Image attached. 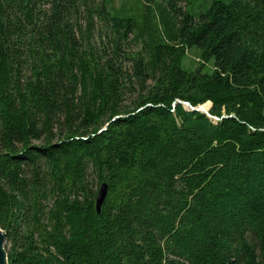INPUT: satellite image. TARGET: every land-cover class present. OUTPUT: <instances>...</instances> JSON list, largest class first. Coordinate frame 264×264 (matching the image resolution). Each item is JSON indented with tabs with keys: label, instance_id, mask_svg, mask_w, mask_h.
Here are the masks:
<instances>
[{
	"label": "trees",
	"instance_id": "1",
	"mask_svg": "<svg viewBox=\"0 0 264 264\" xmlns=\"http://www.w3.org/2000/svg\"><path fill=\"white\" fill-rule=\"evenodd\" d=\"M0 228L8 264H264V0H0Z\"/></svg>",
	"mask_w": 264,
	"mask_h": 264
},
{
	"label": "water",
	"instance_id": "2",
	"mask_svg": "<svg viewBox=\"0 0 264 264\" xmlns=\"http://www.w3.org/2000/svg\"><path fill=\"white\" fill-rule=\"evenodd\" d=\"M211 104V102H208ZM182 104L188 105V109L191 111H198L207 114L210 118L217 119L216 117L211 116L210 114V108L212 104L210 105L208 110L202 109L201 105L194 107L190 105L188 102H182ZM107 128H104L102 131L106 130ZM109 192V184L107 182H103L98 190L97 198H96V211L98 214H101L103 204L105 203V200L108 196ZM5 240H6V233L0 228V264H8V257L7 252L5 249Z\"/></svg>",
	"mask_w": 264,
	"mask_h": 264
},
{
	"label": "rangeland",
	"instance_id": "3",
	"mask_svg": "<svg viewBox=\"0 0 264 264\" xmlns=\"http://www.w3.org/2000/svg\"><path fill=\"white\" fill-rule=\"evenodd\" d=\"M122 1L123 0H117V3L120 4ZM127 1L129 2V0H127ZM198 56H199L198 50L196 48H191L188 51L187 58L184 61L185 66L188 67V68H193L196 65H198V62H199V57ZM206 67L212 68V64H207Z\"/></svg>",
	"mask_w": 264,
	"mask_h": 264
},
{
	"label": "bare ground",
	"instance_id": "4",
	"mask_svg": "<svg viewBox=\"0 0 264 264\" xmlns=\"http://www.w3.org/2000/svg\"><path fill=\"white\" fill-rule=\"evenodd\" d=\"M210 105H211V104L207 102V103L201 105V107H202V109H204V110H208V109H209L208 107H210ZM186 107L189 108L188 105H186Z\"/></svg>",
	"mask_w": 264,
	"mask_h": 264
}]
</instances>
